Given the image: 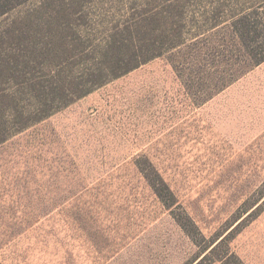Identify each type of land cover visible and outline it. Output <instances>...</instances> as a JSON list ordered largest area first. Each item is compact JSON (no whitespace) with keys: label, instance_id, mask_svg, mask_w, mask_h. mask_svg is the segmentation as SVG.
Here are the masks:
<instances>
[{"label":"rangeland","instance_id":"1","mask_svg":"<svg viewBox=\"0 0 264 264\" xmlns=\"http://www.w3.org/2000/svg\"><path fill=\"white\" fill-rule=\"evenodd\" d=\"M232 1L264 6L29 0L0 18V56L18 47L21 29L48 41L57 20L70 23L61 35L72 48L101 51L124 25L153 11L180 23L190 44L209 30L205 11ZM228 19L222 12L214 21ZM174 55L0 145V264H198L207 243L240 217L215 256L224 260L201 264H264V63L200 104L210 83L193 76L190 57L178 74ZM86 65L79 61L75 75ZM16 88L0 75L4 99ZM3 109L11 114L8 102Z\"/></svg>","mask_w":264,"mask_h":264},{"label":"trees","instance_id":"2","mask_svg":"<svg viewBox=\"0 0 264 264\" xmlns=\"http://www.w3.org/2000/svg\"><path fill=\"white\" fill-rule=\"evenodd\" d=\"M25 1L29 0H0V18ZM263 7L262 3L249 7L243 1L213 5L205 11L204 25L209 26V30L192 35L190 44L189 38L182 35L181 24L167 17L161 18L165 15L158 11L141 16L134 25H124L101 51L87 49L78 52L77 48H72L74 46L61 35L70 23L50 22V31L56 32L48 41L41 34L21 29L19 38L13 40L19 41V45L12 43V48L18 47L8 56H0V75L17 82V90L12 96L4 99L0 95V145L109 82L167 54H176L174 68L178 74H181L178 64L183 65L186 57L195 60L193 76L211 85L200 102L206 103L264 63ZM160 12L165 13L164 10ZM222 12L229 14V19L214 21ZM211 13L213 17H210ZM157 24L161 26L159 34L153 29ZM189 50L192 52L188 53ZM84 59L87 65L77 76L74 67ZM6 102L11 111L9 116L3 109ZM159 179L175 202L174 193L160 176ZM154 189L161 197L159 189ZM241 219L207 243L198 264L209 258H213L212 262L224 260L215 256L231 233L226 234ZM224 264L229 263L224 261Z\"/></svg>","mask_w":264,"mask_h":264}]
</instances>
